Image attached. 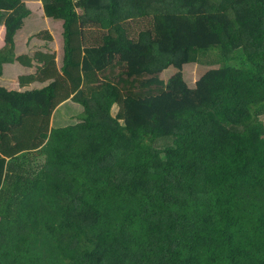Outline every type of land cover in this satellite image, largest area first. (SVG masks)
Masks as SVG:
<instances>
[{
  "label": "trees",
  "instance_id": "trees-1",
  "mask_svg": "<svg viewBox=\"0 0 264 264\" xmlns=\"http://www.w3.org/2000/svg\"><path fill=\"white\" fill-rule=\"evenodd\" d=\"M0 22V264H264V0H0Z\"/></svg>",
  "mask_w": 264,
  "mask_h": 264
},
{
  "label": "rangeland",
  "instance_id": "rangeland-1",
  "mask_svg": "<svg viewBox=\"0 0 264 264\" xmlns=\"http://www.w3.org/2000/svg\"><path fill=\"white\" fill-rule=\"evenodd\" d=\"M29 4L31 5L34 12H36L39 15V17L35 18L34 22L36 23L39 22L37 18H40V17H43L44 20H46L47 22V27L53 36V42H54L55 52H56V65L57 67L60 68L62 66V59H63L62 20L47 17L45 13L43 12V6H42V3L40 4V1L29 2ZM146 23L147 22L142 18L138 21H132L130 25H131V28L133 27V30H137V29H141L143 26L146 27L147 26ZM1 25L3 24L0 22V45H2L3 43L2 41L3 27H1ZM26 41H27V37H25V34H23V37L19 40L18 45H22ZM210 43H214V41L212 40ZM198 59H199L198 62L186 67L188 77L190 81L192 82L196 81L199 78L201 72L204 71V68H203V71L201 70L202 67L223 65V62H221L219 53L211 49L210 47L208 48L207 51L202 52L199 55ZM225 63L227 62H224V65H226ZM235 63H236L235 60L232 62H229V64H233V65ZM19 72L22 73V71L20 70ZM70 103H72L73 105H76V102H73L71 100H70ZM153 104L160 111H168L171 108L170 92L168 91V89L165 91V93L156 96L154 98ZM117 110H118L117 106H114L112 110L113 114H116ZM80 111H82L81 106H79L78 108V112ZM262 119L264 121V116L262 117Z\"/></svg>",
  "mask_w": 264,
  "mask_h": 264
},
{
  "label": "crops",
  "instance_id": "crops-1",
  "mask_svg": "<svg viewBox=\"0 0 264 264\" xmlns=\"http://www.w3.org/2000/svg\"><path fill=\"white\" fill-rule=\"evenodd\" d=\"M1 27H3V34H4V25H1ZM2 41H3V38H2ZM2 45H3V43H2ZM2 45H0V46H2ZM9 67L10 68H16L17 67L16 61H10Z\"/></svg>",
  "mask_w": 264,
  "mask_h": 264
}]
</instances>
